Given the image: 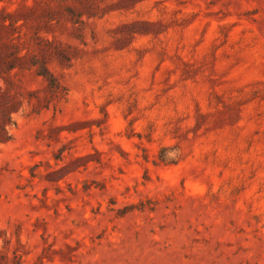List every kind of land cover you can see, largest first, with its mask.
Segmentation results:
<instances>
[{
    "label": "rangeland",
    "instance_id": "obj_1",
    "mask_svg": "<svg viewBox=\"0 0 264 264\" xmlns=\"http://www.w3.org/2000/svg\"><path fill=\"white\" fill-rule=\"evenodd\" d=\"M0 264H264V0H1Z\"/></svg>",
    "mask_w": 264,
    "mask_h": 264
},
{
    "label": "trees",
    "instance_id": "obj_2",
    "mask_svg": "<svg viewBox=\"0 0 264 264\" xmlns=\"http://www.w3.org/2000/svg\"><path fill=\"white\" fill-rule=\"evenodd\" d=\"M1 59H2V57H1ZM12 67H15V66H12ZM37 73L39 75L47 77L51 81L52 84H54L56 86L59 85L58 78L54 74H52L46 66L42 67L41 70H38Z\"/></svg>",
    "mask_w": 264,
    "mask_h": 264
}]
</instances>
